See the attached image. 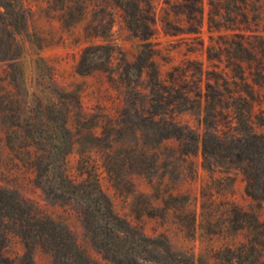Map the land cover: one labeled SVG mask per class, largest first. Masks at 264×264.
Here are the masks:
<instances>
[{"label":"trees","instance_id":"obj_1","mask_svg":"<svg viewBox=\"0 0 264 264\" xmlns=\"http://www.w3.org/2000/svg\"><path fill=\"white\" fill-rule=\"evenodd\" d=\"M55 1L64 14L79 8L81 18L73 25L87 20L95 8L93 19L86 23V38L101 42L86 44L76 72L106 74L121 107L116 116L102 108L87 113L79 94L60 87L55 69L42 58L31 92L21 62L25 49L20 37L28 34L33 6L25 0H0V168L9 158L15 168L30 170L46 201L74 209L93 247L113 264H198V260L175 251L165 234L148 236L120 216L102 186L99 170H105L115 187L126 193L132 191L130 176H146L153 198L161 202L160 206L148 203L146 215L172 217L189 234L198 223L212 236L244 234L245 242L219 254H229L226 261L232 264H262L264 223L255 214L227 199L217 203L208 186L200 197L190 192L162 194L154 180L160 170H194L188 159L201 152L205 170L239 171L246 195L264 202V132L255 130L256 125L264 128V115H255L256 106L264 105V0H240V12L233 16L235 21L240 18L236 26L240 28H234L240 31L235 35L240 39L239 53L208 47V61L218 62L216 70L189 59L165 78L152 42L155 0ZM219 3L217 8H223ZM179 6L192 23L188 33L199 34L204 0H182ZM216 13L209 16L210 29L221 31L224 15L221 9ZM116 15L141 42L134 60L110 40ZM225 60L226 67L220 68ZM182 116L194 119L198 128L181 121ZM169 141L177 147L165 146ZM74 151L78 160L70 167ZM181 163H188L187 169ZM13 237L24 245L23 264H36L37 250L49 254L51 264H93L65 222L40 212L19 192L0 186V264H15L5 255Z\"/></svg>","mask_w":264,"mask_h":264},{"label":"rangeland","instance_id":"obj_2","mask_svg":"<svg viewBox=\"0 0 264 264\" xmlns=\"http://www.w3.org/2000/svg\"><path fill=\"white\" fill-rule=\"evenodd\" d=\"M221 1L223 8H217L220 7V0H204L200 33L190 34L188 32L193 30V26L184 14L185 8L179 6L182 0H155L157 23L156 35L152 42L158 52L157 62L163 78L174 66L189 59L201 61L209 70H216L214 64L218 62L208 61L206 51L208 47L228 48L235 54L239 53L240 39L235 35L240 34V31L234 28H240L236 27L240 26V18L237 17L238 21H235L233 16L240 12V0ZM25 4L33 6L28 34L20 37L25 49L21 62L30 91L33 92L36 89L38 67L42 65L39 59L42 58L48 66L55 69V78L60 87L79 94L87 113H96L102 108L111 116H116L121 107V99L116 89L108 82L106 74L94 73L81 76L76 72L81 51L86 44L101 42L86 38V23L93 19L95 8L90 9L91 13L87 20L73 25L81 18L79 8H72V13L64 14L55 0H25ZM217 9H221L224 15L221 31L210 29L209 16L217 14ZM62 20L68 23H63ZM112 33L113 38L110 40L118 44L130 60H134L141 42L129 34L119 15H116ZM226 65V60L223 64H219L220 68H225ZM255 115H264V105L256 106ZM180 120L191 122L192 126L198 128L197 122L189 116H182ZM255 130L264 132V128L258 125L255 126ZM165 146L177 147V143L169 141L165 143ZM77 160L78 154L74 151L70 157V167H74ZM189 162L193 163L194 170H160L154 180L155 187L161 189L162 194L166 191L190 192L200 197L202 189L208 186L216 194L217 203L225 199L230 200L244 210L255 214L259 221L264 223V202H256L246 195V183L239 171L209 172L203 168L201 152L189 158ZM11 163L9 158H5L0 168V186L19 192L25 199L33 202L40 212L57 221L65 222L72 229L78 244L93 264H113L93 247L82 220L74 209L48 203L43 192L33 184L32 172L25 169L19 170ZM188 163H181L182 168L187 169ZM166 171L169 173L165 180H162L161 176ZM99 172L102 186L120 216L132 225L138 226L148 236L156 237L165 234L175 251L193 254L198 264H232L226 261L229 254H219V252L246 240L244 234L235 237L212 236L199 223L196 230L189 234L172 217L165 219L150 217L144 213L147 204L154 203L160 206L161 202L153 198L154 190L146 176L140 174L130 176L132 191L126 193L124 189L118 190L115 187L105 170H99ZM71 173L74 174L75 171L71 170ZM216 192H220L221 195ZM201 204L202 199L199 198L198 212L201 211ZM23 253V243L19 238L13 237L5 249V255L14 260L15 264H23ZM34 257L36 264H51L52 261L51 256L41 250H37ZM262 264H264V255Z\"/></svg>","mask_w":264,"mask_h":264}]
</instances>
